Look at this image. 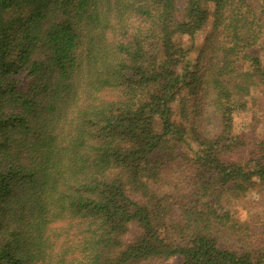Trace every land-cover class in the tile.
<instances>
[{"label":"trees","instance_id":"1","mask_svg":"<svg viewBox=\"0 0 264 264\" xmlns=\"http://www.w3.org/2000/svg\"><path fill=\"white\" fill-rule=\"evenodd\" d=\"M257 94L264 0H0V264H264Z\"/></svg>","mask_w":264,"mask_h":264},{"label":"rangeland","instance_id":"2","mask_svg":"<svg viewBox=\"0 0 264 264\" xmlns=\"http://www.w3.org/2000/svg\"><path fill=\"white\" fill-rule=\"evenodd\" d=\"M206 30H201L196 37V41L204 35ZM182 46L187 47L189 45L186 38H181ZM195 56L194 50L189 53L190 59L193 60ZM27 82V81H26ZM258 96V94H257ZM255 96V97H257ZM261 97V96H260ZM255 98L257 102L248 110L238 109L237 113L234 114L233 118V130L235 134H242L247 137L253 143L263 142L264 143V102L262 99ZM195 148V145L188 140V144L183 145L180 148V153L183 155H190ZM181 175V172L180 174ZM169 182H172L169 181ZM160 194L168 193L172 191V186H166L162 184L157 186ZM231 220L238 224L250 225L249 235L256 240L264 241V186H257L252 189L244 197L231 201L227 207ZM57 231L61 229V222L55 223L52 226ZM78 243V242H77ZM75 243L74 245H76ZM57 244H61V236L57 241ZM145 264H179L178 258H172L168 260H154L149 261Z\"/></svg>","mask_w":264,"mask_h":264}]
</instances>
